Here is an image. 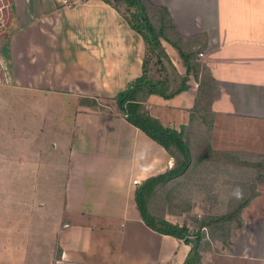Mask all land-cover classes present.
<instances>
[{"label": "crops", "instance_id": "obj_1", "mask_svg": "<svg viewBox=\"0 0 264 264\" xmlns=\"http://www.w3.org/2000/svg\"><path fill=\"white\" fill-rule=\"evenodd\" d=\"M147 1L168 9L182 36L203 41L200 62L220 91L208 124L197 115L191 121L198 97L191 81L173 99L150 97L152 116L186 127L190 143L192 166L169 188L180 183V197L206 200L207 215L221 199L212 215L227 213L231 199H250L231 247L218 241L222 253L205 259L264 264V0ZM9 8L0 48V246L16 261L31 260L34 240L39 251L40 238H49L54 264H184L191 246L149 229L136 203L138 187L175 160L114 100L143 74L142 36L103 0L74 7L11 0ZM179 214L165 219L188 225Z\"/></svg>", "mask_w": 264, "mask_h": 264}, {"label": "trees", "instance_id": "obj_2", "mask_svg": "<svg viewBox=\"0 0 264 264\" xmlns=\"http://www.w3.org/2000/svg\"><path fill=\"white\" fill-rule=\"evenodd\" d=\"M103 1L117 10L127 20L129 26L142 36L145 43L143 74L118 93L114 100L130 124L161 145L175 160L173 169L149 178L138 187L137 208L149 229L184 241L191 246L184 264H205L206 255L212 254L214 250L211 242L220 241L224 247H231L236 238V230L243 226L242 211L251 200L231 199L227 213L205 216L197 221L199 231L194 235L191 234L189 225L178 226L168 222L165 219L167 213H182L178 210L184 209L188 212L187 215H190L191 205L182 207L175 204L181 200L179 189L183 184L176 183L177 186L170 189L169 182L186 178L192 166V153L190 143L185 137L186 127H183L181 131L167 128L159 119L152 116L148 109V101L152 95L167 100L173 99L189 91L190 79L194 78L199 87L191 121L194 123L197 115L203 123H209L207 117L211 112L212 103L220 97V91L210 69L200 62V53L205 49L203 41L201 43L200 38L182 36L167 8L154 6L147 0ZM122 6L126 7L125 10ZM163 42L177 53L185 69L183 74L172 62ZM81 103L91 108H101L95 99L84 98ZM169 190L176 192L174 197L170 198ZM204 229L208 230L209 237Z\"/></svg>", "mask_w": 264, "mask_h": 264}, {"label": "rangeland", "instance_id": "obj_3", "mask_svg": "<svg viewBox=\"0 0 264 264\" xmlns=\"http://www.w3.org/2000/svg\"><path fill=\"white\" fill-rule=\"evenodd\" d=\"M1 2V1H0ZM10 2L11 0H3V3H8V6H10ZM125 10V6H122ZM10 9V8H9ZM11 11V10H10ZM10 20L11 19H8L7 20V27H6V30L8 29V27H10ZM5 34H1L0 35V48H2V46H4L5 44V37L6 35L4 36ZM164 44V42H163ZM167 46L168 50L170 51V54H172V56H177L175 55L174 51L168 46V45H165ZM1 51V49H0ZM201 57V56H200ZM176 60V59H175ZM177 61V60H176ZM205 64V63H203ZM206 65V64H205ZM159 68V67H158ZM0 70H1V64H0ZM154 71L156 70H159V69H153ZM160 71V70H159ZM2 73V71L0 72V74ZM211 75L213 76L212 72H211ZM214 78V77H213ZM190 81L192 82V85L194 86V88H197L199 87V84L197 83V81L194 79V78H191ZM68 120V119H67ZM210 119H208L209 121ZM76 143V142H75ZM180 198V197H178ZM184 198V199H183ZM181 197L180 201L178 203H175V204H178L179 206H194V209H195V212L194 213V209H193V214L190 216V215H184V214H179L178 216L179 217H183L182 220L180 222H185L186 224L189 225V228H190V231H191V234H196L198 231H199V224L197 223V221H199L201 218L205 217V216H210L212 215V210H216L215 209V206H218V208L220 207V203H225L227 200L226 199H221L219 200V205L218 204H213V206H211L209 209L210 211V214L207 215V214H204L206 213V200H194V199H191V198H185L184 197ZM202 202V203H201ZM215 203V200L213 201ZM198 207H203L202 209L200 208L198 210ZM185 208V207H184ZM183 210V209H182ZM179 211V210H178ZM209 213V212H208ZM194 216V217H193ZM177 220V219H176ZM179 220V219H178ZM204 232H206V235L207 237H209L208 235V230L206 231V229H204ZM237 235V233H236ZM35 236V235H34ZM208 239V238H207ZM43 242V247H42L39 251L37 250V245L35 243V240L34 242L32 243V251H31V260H24V257L23 259L20 257V260L19 261H16L14 259V254H15V251L14 252H10L6 247H1L0 246V264H54L53 261H49L47 258H52L51 257V254H46V251L49 252L51 249L52 250H55V248H50L51 247V239H41ZM218 242V241H217ZM217 242H211L212 243V248L214 249L213 250V255H216V252L217 253H222V250H221V245L222 244H219ZM4 243V242H3ZM221 243V242H220ZM50 248V249H49ZM222 248L223 249H228V248H224L223 245H222ZM56 251V250H55ZM209 254L206 255V257L208 256ZM22 259V260H21ZM212 258L210 257V259H208V262H205V264H210L212 261H209L211 260ZM210 262V263H209Z\"/></svg>", "mask_w": 264, "mask_h": 264}, {"label": "built area", "instance_id": "obj_4", "mask_svg": "<svg viewBox=\"0 0 264 264\" xmlns=\"http://www.w3.org/2000/svg\"><path fill=\"white\" fill-rule=\"evenodd\" d=\"M0 35L6 31V23L7 20L10 18V9L8 3H3V0H0ZM58 4L64 7H74L79 3L89 1V0H55ZM203 57V54H200ZM135 185H140L139 180L134 181Z\"/></svg>", "mask_w": 264, "mask_h": 264}, {"label": "clouds", "instance_id": "obj_5", "mask_svg": "<svg viewBox=\"0 0 264 264\" xmlns=\"http://www.w3.org/2000/svg\"><path fill=\"white\" fill-rule=\"evenodd\" d=\"M233 195L236 196L237 198L242 196V191L239 187H237L236 189H234L233 191Z\"/></svg>", "mask_w": 264, "mask_h": 264}]
</instances>
